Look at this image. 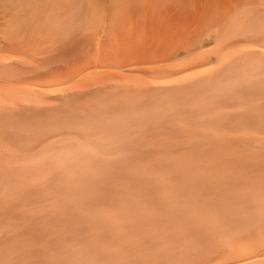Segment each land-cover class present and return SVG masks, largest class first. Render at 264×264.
<instances>
[{"label":"rangeland","instance_id":"rangeland-1","mask_svg":"<svg viewBox=\"0 0 264 264\" xmlns=\"http://www.w3.org/2000/svg\"><path fill=\"white\" fill-rule=\"evenodd\" d=\"M0 81V264L264 260V0H0Z\"/></svg>","mask_w":264,"mask_h":264},{"label":"bare ground","instance_id":"bare-ground-1","mask_svg":"<svg viewBox=\"0 0 264 264\" xmlns=\"http://www.w3.org/2000/svg\"><path fill=\"white\" fill-rule=\"evenodd\" d=\"M254 16V15H253ZM259 22H261L260 21V19H255L254 20V22H253V24H246V25H244V23L243 24H241L242 26H238V27H235V29H236V31L239 33V34H242L243 35V33H247L246 31L247 30H245L247 27H257V25L259 24ZM241 32H243V33H241ZM245 36V35H244ZM5 40H6V38H5ZM9 40V39H8ZM67 41V40H66ZM258 52V51H257ZM15 62V61H14ZM19 62V61H18ZM18 62H16V63H18ZM20 62H22V61H20ZM19 62V63H20ZM1 63H3V62H1ZM6 64V63H5ZM248 68V67H247ZM5 78V77H4ZM16 80V79H15ZM1 82V81H0ZM26 82H27V80H26ZM2 83V82H1ZM4 83H6L5 81H4ZM7 84V83H6ZM10 84V83H9ZM9 84H7L8 85V87L6 86L5 87V91H4V93H6V94H4V95H2V94H0L1 96H0V108L1 107H5V106H2V105H6V106H13V105H18V104H20V103H28V104H30V103H32L33 101H34V98H33V96L27 91L29 88H27V87H25L24 88V84L22 83V85H21V87H16V89H13V87H11ZM12 84V86H13V83H11ZM15 84V83H14ZM19 84V83H18ZM25 85H29V84H25ZM29 86H31V85H29ZM3 87V86H2ZM35 87V86H34ZM30 88H32V87H30ZM2 90V89H1ZM214 92V91H213ZM39 98V97H38ZM39 104V103H38ZM30 106V105H29ZM217 106V105H216ZM14 107V106H13ZM17 107V106H16ZM15 108V107H14ZM30 108H32V107H30ZM3 109V108H2ZM36 109V108H35ZM31 110V109H30ZM32 110H33V108H32ZM1 111V110H0ZM5 111V110H4ZM22 111H24V110H22ZM37 112V111H36ZM182 112V111H181ZM173 114V113H172ZM176 114H178V113H176ZM175 114V115H176ZM182 114H183V112H182ZM31 115V114H30ZM34 116V115H33ZM14 121V120H13ZM163 124V123H162ZM2 125V124H1ZM208 126V125H207ZM140 127V126H139ZM10 128V127H9ZM244 133H245V131H244ZM2 137V136H1ZM11 139V138H10ZM9 139V140H10ZM79 139V138H78ZM249 140V139H248ZM3 141V140H2ZM12 141V140H11ZM81 141V140H80ZM252 142V141H251ZM261 142H263V141H261ZM260 142V143H261ZM12 144V143H11ZM8 145V144H7ZM13 145V144H12ZM262 145V144H261ZM15 146H17V145H15ZM100 147V146H99ZM107 147V146H106ZM262 147H264V146H262ZM262 147H260V148H262ZM68 148V147H67ZM67 148H66V150H67ZM73 148V147H72ZM104 148V147H103ZM114 148V147H113ZM4 149H5V147H4ZM16 149V148H15ZM60 149H62V148H60ZM100 149V148H99ZM18 150V149H17ZM16 150V151H17ZM96 150V149H95ZM98 150V149H97ZM39 151V150H38ZM92 151H93V149H92ZM114 151V150H113ZM79 152V151H78ZM82 153H83V151H81ZM91 152V151H90ZM8 153V152H7ZM11 153V152H10ZM58 153H60V151L58 152ZM27 154V153H26ZM26 154H24L25 156H26ZM57 154V153H56ZM65 154H66V152H65ZM101 154V153H100ZM30 155V154H29ZM35 155V154H34ZM59 155V154H58ZM57 155V157H59ZM33 156V155H32ZM46 156V155H45ZM29 157V156H28ZM62 157V156H61ZM65 157V156H64ZM64 157H62V158H64ZM14 158H16V156L14 157ZM20 158H22V157H20ZM31 158V157H30ZM57 160L59 159V158H56ZM25 160V159H24ZM57 160H56V162H57ZM62 160H64V159H62ZM61 160V161H62ZM12 161V160H11ZM27 162H29V163H31V165H38L39 164V154H36L33 158H31V159H27L26 160ZM47 162V161H46ZM56 162H55V165H56ZM11 163H13V162H11ZM58 163V162H57ZM61 163V162H60ZM60 163H58L59 165H56V167L57 166H59V167H61L62 165L60 164ZM13 165V164H12ZM20 165H22V164H20ZM61 165V166H60ZM16 166V165H15ZM18 166H19V164H18ZM18 169H19V167H18ZM67 170V169H66ZM11 174V173H10ZM38 178L37 177H35V176H32L31 178H30V180L28 181V182H25L22 178H19V185H18V189H20V188H23V187H27L28 185L29 186H31V185H34L35 183H37V180ZM8 183V182H7ZM79 185H80V183H79V181H75V180H69V182H68V190L69 191H73V193H74V191H75V189H76V186H78L79 187ZM36 186H37V184H36ZM39 186V185H38ZM8 188V187H7ZM27 189H29V187L27 188ZM33 189H35V188H33ZM65 189H66V187H65ZM21 190H19L18 192H20ZM31 192V191H30ZM34 193H35V191H33ZM8 193V192H7ZM5 194V193H4ZM4 194H3V196H4ZM16 194V193H15ZM22 194H23V192H22ZM28 194V193H27ZM13 195H14V193H13ZM6 196H7V194H6ZM30 196H31V194H30ZM2 197V196H1ZM11 197H13L12 196V194H11ZM28 197V196H27ZM11 199V198H10ZM5 200V199H4ZM3 200V201H4ZM7 200V199H6ZM5 200V201H6ZM26 200V198L24 199V201ZM1 203H2V199H1ZM4 203H6V202H3V205H4ZM33 203V202H32ZM254 206V205H253ZM24 209V208H23ZM27 210V209H26ZM25 211V210H24ZM255 211V210H254ZM3 212V211H2ZM24 219V218H23ZM29 219V218H28ZM25 220H26V217H25ZM1 221V220H0ZM3 222V221H2ZM1 222V223H2ZM83 226V225H82ZM261 235H264V231H263V233L261 234ZM40 236V235H39ZM69 238V237H68ZM226 241V240H225ZM262 250V252H263V250L264 249H261ZM259 252V251H258ZM257 254V253H256ZM255 254V255H256ZM259 254V253H258ZM256 255V256H259V255ZM263 254L264 253H262L261 255L263 256ZM256 256H254V257H256ZM248 260V259H247ZM250 260V259H249ZM247 262V261H246ZM223 264V263H222ZM244 264V263H243ZM254 264H264V260H260V261H258V262H255Z\"/></svg>","mask_w":264,"mask_h":264}]
</instances>
